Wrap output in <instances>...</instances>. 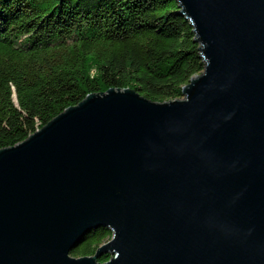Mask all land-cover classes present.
Returning <instances> with one entry per match:
<instances>
[{"label":"water","instance_id":"obj_1","mask_svg":"<svg viewBox=\"0 0 264 264\" xmlns=\"http://www.w3.org/2000/svg\"><path fill=\"white\" fill-rule=\"evenodd\" d=\"M176 1L205 66L181 99L89 94L0 150V264H264V0Z\"/></svg>","mask_w":264,"mask_h":264},{"label":"trees","instance_id":"obj_2","mask_svg":"<svg viewBox=\"0 0 264 264\" xmlns=\"http://www.w3.org/2000/svg\"><path fill=\"white\" fill-rule=\"evenodd\" d=\"M194 37L176 0H0V150L89 94L181 99L205 67ZM111 238L92 230L71 256H94Z\"/></svg>","mask_w":264,"mask_h":264}]
</instances>
